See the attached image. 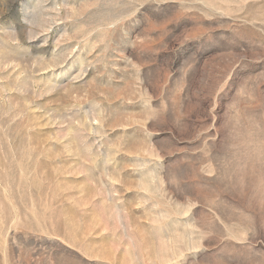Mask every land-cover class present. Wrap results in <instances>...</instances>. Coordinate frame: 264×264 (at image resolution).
<instances>
[{
  "label": "rangeland",
  "instance_id": "rangeland-1",
  "mask_svg": "<svg viewBox=\"0 0 264 264\" xmlns=\"http://www.w3.org/2000/svg\"><path fill=\"white\" fill-rule=\"evenodd\" d=\"M0 264H264V0H0Z\"/></svg>",
  "mask_w": 264,
  "mask_h": 264
}]
</instances>
